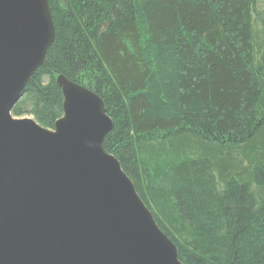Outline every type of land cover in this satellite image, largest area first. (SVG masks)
<instances>
[{"label":"trees","instance_id":"1","mask_svg":"<svg viewBox=\"0 0 264 264\" xmlns=\"http://www.w3.org/2000/svg\"><path fill=\"white\" fill-rule=\"evenodd\" d=\"M48 5L53 43L11 114L51 129L57 76L89 88L113 121L104 149L179 260L264 264V2Z\"/></svg>","mask_w":264,"mask_h":264},{"label":"water","instance_id":"2","mask_svg":"<svg viewBox=\"0 0 264 264\" xmlns=\"http://www.w3.org/2000/svg\"><path fill=\"white\" fill-rule=\"evenodd\" d=\"M54 36L48 0H0V264H183L104 149L97 93L59 75L53 129L11 114Z\"/></svg>","mask_w":264,"mask_h":264},{"label":"rangeland","instance_id":"3","mask_svg":"<svg viewBox=\"0 0 264 264\" xmlns=\"http://www.w3.org/2000/svg\"><path fill=\"white\" fill-rule=\"evenodd\" d=\"M260 1H263L264 2V0H260ZM259 7L261 8V9H263V6L261 5V4H259ZM13 115V114H12ZM14 118H18V119H28V118H31V119H33V120H35L34 119V117L32 116V115H28V116H13ZM36 121V120H35ZM40 125V124H39ZM51 129H53V128H51ZM51 129H49V130H51Z\"/></svg>","mask_w":264,"mask_h":264}]
</instances>
